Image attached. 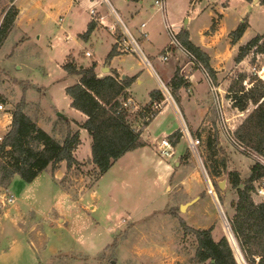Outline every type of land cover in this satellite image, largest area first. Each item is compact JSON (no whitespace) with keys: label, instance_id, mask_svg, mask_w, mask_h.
Segmentation results:
<instances>
[{"label":"rangeland","instance_id":"1","mask_svg":"<svg viewBox=\"0 0 264 264\" xmlns=\"http://www.w3.org/2000/svg\"><path fill=\"white\" fill-rule=\"evenodd\" d=\"M166 1L164 18L154 0H110L136 40L140 38L141 23L146 24L142 30L147 36L140 39L138 46L153 72L164 83L173 73L176 58L178 64L187 61L178 51L166 62L159 60L170 41L165 23L174 21L177 23L175 31L179 34L185 25L191 42L208 53L212 66L220 71V76L214 71V78L213 75L210 77L216 86L223 82L220 94L225 107L232 106L226 100L230 96L226 91L231 85L234 90L241 87L246 90L253 84L261 86L264 55L250 51L238 67L235 57L241 46L255 35L264 33V3L251 4L248 0ZM227 1L228 6L224 7L223 3ZM93 5H98V1L0 0V23L7 9L18 8L15 24L0 47V97L4 99L1 101L3 109H0V132L7 133L12 109L24 99L27 102L25 112L51 136L62 141L68 133L79 131L81 140L74 151L77 163L71 168L62 161L54 170L50 166L43 170L31 182L14 175L7 188H0V264H197L195 237L190 230L185 232L181 221L188 229L212 228L214 240L225 236L237 262L245 264L229 237L230 228L223 218L234 211L235 192L228 182L225 189L218 187L217 181L227 176L215 179V184L208 178L203 166L206 139L217 132L219 141L225 145V154L231 159L229 170L236 169L242 180H246L250 166L259 159L255 153H246L231 140L232 132L241 122L240 117L236 119L237 112L225 116L228 119V130H225L202 70H195L198 72L194 74L190 88H181L186 91L182 94V105L177 104L180 114L185 117L188 109L198 114V109L212 100L204 123L190 133L200 140L196 148L200 160L183 133H179L182 137L175 145L172 157L159 155L155 141L181 127L174 110L166 107L147 126L141 127L140 121L135 123L136 130L143 128L142 135L149 144L126 152L99 175L91 161V138L79 127L85 116L70 106V98L65 92L66 86L79 81L77 74H69L63 69L66 57L80 67L94 62V70L99 76L104 74L105 67L110 72L126 75L130 78L128 90L138 105L151 102L150 92L157 87V81L136 53L118 52L108 58L115 36L108 24L113 23L114 18L108 15L104 4L97 6V16L101 14L105 18L96 22L97 27L88 38L82 37L92 20L89 9ZM215 19L216 24L213 23ZM243 21L247 22V27L233 43L229 34ZM86 51L91 55L87 56ZM240 74L246 75L242 82ZM172 96L175 99L173 90ZM130 104V111L136 112ZM253 108V103L248 102L244 117ZM2 156L15 158L9 146L3 149ZM211 156L216 162L226 157L222 151ZM258 157L264 159V156ZM176 158L181 161L174 170ZM158 161L160 166L169 164L159 171V177ZM207 182L215 188V197L207 192ZM254 184L256 186L257 182ZM10 194L15 201L3 203L2 197ZM195 198L184 210L180 209V204ZM253 199L262 201L256 195Z\"/></svg>","mask_w":264,"mask_h":264},{"label":"trees","instance_id":"2","mask_svg":"<svg viewBox=\"0 0 264 264\" xmlns=\"http://www.w3.org/2000/svg\"><path fill=\"white\" fill-rule=\"evenodd\" d=\"M260 2L264 3V0ZM17 14L16 7H10L4 14L0 23V47L12 30ZM213 23L216 24V21L214 20ZM214 24L211 27H214ZM94 27V20H90L82 37L88 38ZM246 27L247 22L243 21L231 31L229 35L233 43L243 35ZM178 37L214 78V70L209 65V56L189 40L187 30L181 29ZM250 51L264 55V34L255 35L241 46L235 61L240 62ZM115 54L113 46L108 53V58ZM66 58L62 64L63 69L69 74H77L79 81L66 86L65 92L70 98V106L86 117L79 127L85 129L91 138V161L100 175L126 152L147 145L141 137V128L136 130L135 123L140 121L141 126L144 127L151 120L143 122L139 111L131 112L129 108L123 107V100L128 97L129 77L122 79L114 71L98 76L94 70V62L90 66L80 67L75 66L68 56ZM245 79L246 75L240 74L239 80L242 82ZM255 79L254 77L253 80ZM169 86L175 94V99H178L182 87L189 86L187 79L180 74L179 68L175 69L169 80ZM233 88L231 85L228 90V95L234 99L233 106L244 111L247 109L248 102H252L254 108L232 132V137L246 153L264 156V80L261 81V86L253 84L246 90L243 87L235 90ZM238 92L239 96H237ZM159 99L157 90L150 92L151 102ZM2 100L4 101L0 97V104ZM26 106L27 102L24 99L14 105L9 130L0 146L1 189L8 187L14 175L20 176L26 182H31L49 166L54 170L62 161H65L68 168L77 163L74 151L81 143L79 131L68 133L62 141H59L37 125L25 112ZM167 137L175 146L181 135L178 130H175ZM6 146L13 149L15 154L13 160L2 156ZM223 148L217 132L207 137L204 169L213 184L215 179L223 175L227 176V182L235 192L236 201L232 203L234 211L232 215H225V217L244 263L264 264V201L255 202L252 197L255 190L254 183L264 177V165L255 161L250 166L249 176L246 180H242L236 169L229 170V159ZM210 151L211 154H209ZM218 151H222L226 157L216 162L215 157L212 158L211 155ZM181 226L185 232L190 230L195 237L194 259L197 264H239L232 245L225 236L214 240L211 234L212 228L188 229L183 221Z\"/></svg>","mask_w":264,"mask_h":264},{"label":"built area","instance_id":"3","mask_svg":"<svg viewBox=\"0 0 264 264\" xmlns=\"http://www.w3.org/2000/svg\"><path fill=\"white\" fill-rule=\"evenodd\" d=\"M94 1H98V4H104L107 8L108 15H111L114 18V22L108 25V29L112 31L113 34H115L116 50L121 53H136L145 62V64H147V66L150 65L148 62V59L144 56V54L140 50L137 40L135 39L131 31L127 28V26L123 23L116 8H114L110 0H91V2H94ZM154 4L158 7V9L161 12L165 11L166 0H154ZM96 6L97 5L91 6L89 10L91 19L95 20L97 17L98 20H103L104 19L103 15L97 16L99 12L97 11ZM60 21H63V19L60 18ZM145 26L146 24L142 22L140 25L141 30ZM165 27H166L168 36L170 38V41L164 47V52L161 54L160 60L162 62H166L169 59V56L171 54L173 55L177 53L178 51V52H181L187 59L185 64L182 65V67L179 70L183 78L188 79L190 73L196 69H200L204 72V74L206 75L209 81V85H210L209 89L212 95V99L214 101L213 103H214L216 113L219 116V121L224 126L225 130H228L226 128V122L224 124L225 120H224L223 101H222V97L220 96V93H221L220 89L218 88V86L214 84V82L212 81V78L210 77L211 75L205 69V67L200 62V60H198V58L182 44V42L180 41L178 37V32L175 31L174 29V26L166 22ZM141 34L145 37L147 36L146 32H144L143 30L141 31ZM67 38H69L68 34H67ZM85 54L87 56L91 55L89 51H86ZM154 75L157 81V92L161 96L160 100H154L142 107H138V106L132 107L133 109L135 108L137 111H139L142 114L141 121L143 122L153 119L161 110H163L166 107V105L173 106V108L176 109L174 97L172 96L171 87L167 83H164L162 80H160V78L156 74ZM130 103H132L131 99L126 98L125 100H123V107L128 108L129 106H131ZM0 109H3L2 104H0ZM179 119L181 122V127L178 129V132L184 134L189 147L194 152L196 158L199 159V155L197 154L196 148L199 145L200 140L197 137L194 138L193 136H191L190 131L188 130V128L186 127L184 121L180 118V116H179ZM4 137H5V133L2 134L0 132V146L4 142ZM230 138L234 143H236L233 137H230ZM155 145L161 157L170 158L173 156L174 146L170 142L167 136L161 138L159 141L156 140ZM240 148L242 147L240 146ZM255 157L259 159L258 162L264 165V160L261 157H258L257 155H255ZM207 192L210 195L213 192H215V188L212 186L210 182H207ZM253 195L260 197L262 201H264V177L260 178L259 181L257 182V185L255 186V190L252 194V197ZM2 198H3L2 200L3 203L5 202L13 203L15 201V197L12 194L8 196H3ZM223 218H224L225 225L229 229L227 220L225 219V217ZM229 237L233 241V245H235L236 247L234 237L230 231H229Z\"/></svg>","mask_w":264,"mask_h":264},{"label":"crops","instance_id":"4","mask_svg":"<svg viewBox=\"0 0 264 264\" xmlns=\"http://www.w3.org/2000/svg\"><path fill=\"white\" fill-rule=\"evenodd\" d=\"M249 1V0H248ZM141 2V1H140ZM251 4H262L261 2H260V0H250L249 1ZM223 3V2H222ZM99 5V4H98ZM97 5V6H98ZM102 5V4H101ZM96 6V7H97ZM223 6L224 7H227L228 6V1L227 2H225V3H223ZM166 7H167V1H166V5H165V11L164 12H162V16L164 17L165 16V13H166ZM91 8V7H90ZM18 9V8H17ZM90 10V9H89ZM98 11V10H97ZM99 12V11H98ZM99 15H101V14H99ZM98 15V16H99ZM104 18H105V16H104ZM165 18V17H164ZM97 21H99L97 18L94 20V22H95V27H94V29L93 30H95V28L97 27L96 26V22ZM215 21L217 22V19H215ZM170 24H172L173 26H174V28H175V26L177 25V23L176 22H171ZM109 25V24H108ZM140 30H141V28H140ZM142 31V30H141ZM141 31H140V38H137V42H139L140 41V39L141 38H145V36H143L142 34H141ZM264 34V33H263ZM189 40H190V36H189ZM190 41H192V40H190ZM193 42V41H192ZM194 45H196V44H194ZM114 46V48H115V36H114V42H113V44H112V47ZM166 46V45H165ZM196 46H198V45H196ZM111 47V48H112ZM202 51H204L200 46H198ZM115 51H116V53H118V51L116 50V48H115ZM163 52H164V48H163ZM205 52V51H204ZM207 55L209 56V54L207 53ZM159 60H160V57H159ZM246 60V58L244 57L240 62H236V67H238L240 64H242L244 61ZM160 62H162L161 60H160ZM185 64V63H184ZM184 64H178L177 63V58H176V63H175V65H174V69H173V73H174V71H175V69L176 68H179V70H180V68L182 67V65H184ZM209 65L213 68V70L215 71V74L217 75V76H220V71L216 68V67H214V66H212V64H211V57L209 56ZM147 68L149 69V71L152 73V75L154 76V74H156V73H154L153 72V69H152V67L150 66V65H148L147 66ZM115 73H117L118 75H120L118 72H116V71H114ZM196 72H198V71H192L191 73H190V75H189V78L187 79V81H188V83H189V88L192 86V78H193V76H194V74L196 73ZM109 73H112V72H108V73H104V74H109ZM173 73H171L169 76H167L166 77V82L167 83H169V80H170V78L172 77V75H173ZM103 74V75H104ZM98 75V74H97ZM103 75H100V76H103ZM99 76V75H98ZM120 76H122V75H120ZM126 76V75H125ZM127 77V76H126ZM160 80H162L161 78H160ZM163 81V80H162ZM222 84H223V82L221 81V84L218 86V88L220 89V91H221V93H222V89H221V87H222ZM155 90H157V87L155 88ZM188 90V89H187ZM184 91H186V90H184V88L183 89H181L180 90V93H179V96H178V99H174V101H175V107H176V109L175 108H173V106H170V105H166V107H171L173 110H174V112H175V114H176V116H177V119H179V116H180V118L184 121V123H185V125H186V127L188 128V130L190 131V133L191 134H193V131L194 130H196V129H198V127H199V125H201L202 123H204V117L209 113V109H210V106L212 105V100H211V103L209 104L208 102H206V104H203L202 105V107L201 108H199L198 109V114L195 112V111H189V109L187 110V115L185 114V117H183L182 116V114H180L181 112H180V110H179V108H178V105L177 104H181L182 105V101H181V99H182V94L184 93ZM189 91V90H188ZM224 91V90H223ZM226 93L227 94H229V92L228 91H226ZM220 96L223 98V96H222V94H220ZM127 98H130L131 99V101H132V104L134 105V106H138V107H142V106H144V105H138V104H136V103H134V101H133V98H132V95L130 94V92H129V90H128V97ZM223 100V99H222ZM227 102L229 101V103H231L232 104V106L230 105V106H226L225 107V105H223V110H224V124H225V122H228V119L227 118H225V116H228L229 115V113L230 114H233V115H236L235 113L237 112V117H236V119L238 118L239 119V117H240V121H242L243 120V117H244V115H245V113L246 112H248V109L247 110H244V111H241V110H239L237 107H235V106H233V102H234V99L232 98V96H228L227 97ZM178 101V102H177ZM179 104V105H180ZM165 107V108H166ZM188 107V106H187ZM164 108V109H165ZM229 110V111H228ZM184 111V110H183ZM228 111V112H227ZM184 113H185V111H184ZM159 114V113H158ZM189 114V115H188ZM200 114V115H199ZM84 115V114H83ZM85 116V115H84ZM85 118L86 117H84V120H85ZM9 119H10V117H9ZM186 119V120H185ZM235 119V120H236ZM237 119V120H238ZM84 120H82L81 122H83ZM180 120V119H179ZM186 121H187V123H186ZM80 122V123H81ZM10 123V122H9ZM149 123H150V121H149ZM148 123V124H149ZM147 124V125H148ZM146 125V126H147ZM142 127V126H141ZM145 127V126H144ZM82 129V128H81ZM80 129V130H81ZM141 130V137L147 142V144H149L148 143V140L147 139H145V137H143V135H142V130H143V128L142 129H140ZM175 130H177V129H175ZM174 130V131H175ZM173 131V132H174ZM171 134V133H170ZM194 134H195V132H194ZM169 135V134H168ZM167 135V136H168ZM182 137V136H181ZM180 137V138H181ZM180 140V139H179ZM224 147H225V145H224V143L223 142H220ZM174 148H175V146H174ZM227 153H228V150H227ZM230 160V162H231V159H229ZM264 160V159H263ZM181 161V159H178V158H176V159H174V170H175V163L176 162H180ZM159 162L160 161H158V163H157V170H158V174H157V177H159L160 175H159V171L160 170H162L164 167H166V166H169V164L168 163H166V164H163V165H159ZM230 162H229V166H230ZM234 164H236V163H234ZM166 165V166H165ZM233 165V164H232ZM199 168V167H198ZM173 170V171H174ZM169 175V174H168ZM171 175H172V172H171ZM230 215H232V213L230 214Z\"/></svg>","mask_w":264,"mask_h":264},{"label":"water","instance_id":"5","mask_svg":"<svg viewBox=\"0 0 264 264\" xmlns=\"http://www.w3.org/2000/svg\"><path fill=\"white\" fill-rule=\"evenodd\" d=\"M187 20H185L184 24H186ZM186 28V26L184 25V29ZM103 72L104 73H108L109 72V68L105 67L103 68ZM126 76L125 75H122L121 78L124 79ZM58 115L61 116L60 113H58ZM179 165V162H176L175 163V166H178ZM217 185L220 189H225V187H227V177L223 178L222 180H218L217 181ZM197 198L187 202V203H184V204H180V209L181 210H184L190 203L194 202Z\"/></svg>","mask_w":264,"mask_h":264},{"label":"bare ground","instance_id":"6","mask_svg":"<svg viewBox=\"0 0 264 264\" xmlns=\"http://www.w3.org/2000/svg\"><path fill=\"white\" fill-rule=\"evenodd\" d=\"M263 72H264V68H263ZM211 195H212L213 197H215V192H213Z\"/></svg>","mask_w":264,"mask_h":264}]
</instances>
